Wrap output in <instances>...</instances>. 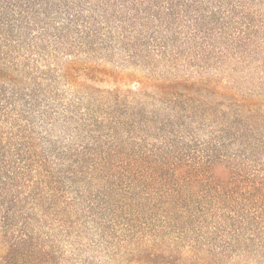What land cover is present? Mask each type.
<instances>
[{
	"label": "rangeland",
	"instance_id": "obj_1",
	"mask_svg": "<svg viewBox=\"0 0 264 264\" xmlns=\"http://www.w3.org/2000/svg\"><path fill=\"white\" fill-rule=\"evenodd\" d=\"M248 5L247 39L238 51L217 58L195 61L156 52L133 57L117 45L72 57V79L58 78L51 116L37 115L33 130L43 156L62 154L51 156L54 177H69L70 149L92 159L110 155L115 165L128 153L162 155V139L173 129L195 131L198 161L206 154L228 157L229 162L203 164L205 170L224 179L233 169L262 174L264 0ZM61 61L66 65L69 58ZM185 97L210 109L195 112L197 102L184 105ZM237 122L241 129L222 134ZM115 169L108 165L81 182L78 195L63 179L56 203L49 190L34 202L10 188L5 201L0 198V264H264V249H245L226 232H216L214 221L169 205L162 192L135 198L120 191L115 185L127 179Z\"/></svg>",
	"mask_w": 264,
	"mask_h": 264
},
{
	"label": "trees",
	"instance_id": "obj_2",
	"mask_svg": "<svg viewBox=\"0 0 264 264\" xmlns=\"http://www.w3.org/2000/svg\"><path fill=\"white\" fill-rule=\"evenodd\" d=\"M248 6V0H0V198L5 201L14 188L35 202L49 190L56 203L63 179L78 195L81 182L112 165L127 179L124 186L115 185L120 191L135 198L162 192L169 205L214 221L216 232H226L245 249H264V172L233 169L224 179L205 170V163L229 159L206 154L198 161L195 131L173 129L162 139V155L128 153L116 165L110 155L92 159L70 149L68 178L54 177L50 159L60 153L43 156L33 131L37 115L51 116L54 86L59 77L72 79L68 65L74 60L116 45L133 57L156 52L195 61L217 58L238 51L247 39ZM194 101L195 112L210 109L200 99L183 100ZM237 124L222 134L241 129Z\"/></svg>",
	"mask_w": 264,
	"mask_h": 264
}]
</instances>
